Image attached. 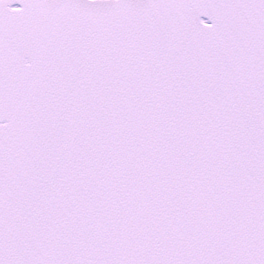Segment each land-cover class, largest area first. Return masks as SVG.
Segmentation results:
<instances>
[{
    "label": "snow or ice",
    "instance_id": "6c2138e0",
    "mask_svg": "<svg viewBox=\"0 0 264 264\" xmlns=\"http://www.w3.org/2000/svg\"><path fill=\"white\" fill-rule=\"evenodd\" d=\"M0 264H264V0H0Z\"/></svg>",
    "mask_w": 264,
    "mask_h": 264
}]
</instances>
